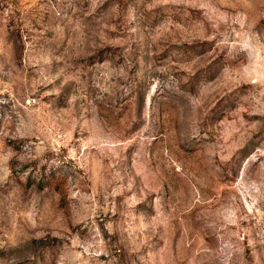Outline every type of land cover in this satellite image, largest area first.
<instances>
[{
	"label": "rangeland",
	"instance_id": "obj_1",
	"mask_svg": "<svg viewBox=\"0 0 264 264\" xmlns=\"http://www.w3.org/2000/svg\"><path fill=\"white\" fill-rule=\"evenodd\" d=\"M0 264H264V0H0Z\"/></svg>",
	"mask_w": 264,
	"mask_h": 264
}]
</instances>
